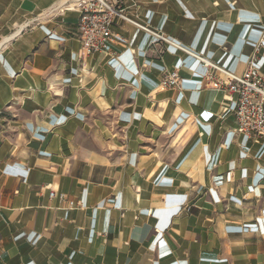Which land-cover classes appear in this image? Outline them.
I'll return each mask as SVG.
<instances>
[{
  "label": "crops",
  "instance_id": "crops-1",
  "mask_svg": "<svg viewBox=\"0 0 264 264\" xmlns=\"http://www.w3.org/2000/svg\"><path fill=\"white\" fill-rule=\"evenodd\" d=\"M111 1L146 29L85 55L73 0H0V264H264V139L154 35L240 75L264 0Z\"/></svg>",
  "mask_w": 264,
  "mask_h": 264
},
{
  "label": "built area",
  "instance_id": "built-area-1",
  "mask_svg": "<svg viewBox=\"0 0 264 264\" xmlns=\"http://www.w3.org/2000/svg\"><path fill=\"white\" fill-rule=\"evenodd\" d=\"M66 2L65 5H67ZM72 6L79 13L76 28L81 49L85 55L108 51L109 43L114 37L112 23L115 17L146 29L135 20L128 18L123 10L111 0H73L70 7ZM154 35L157 39H163L165 43L196 57L205 68L207 79L214 78L211 70L224 72L230 78L225 90L233 102L236 133L243 134L253 141L264 139V72L260 71L257 66L258 61L264 60V36H261L255 43L244 71L240 75H235L169 39L163 38L160 34L154 33ZM217 83L220 84L221 81L218 80ZM180 85L181 78L176 70H166L162 73L160 77L162 88L175 89ZM53 194L54 192L50 191V195Z\"/></svg>",
  "mask_w": 264,
  "mask_h": 264
}]
</instances>
